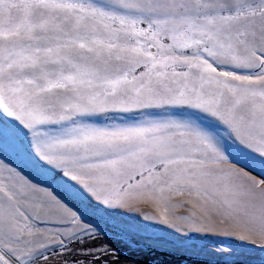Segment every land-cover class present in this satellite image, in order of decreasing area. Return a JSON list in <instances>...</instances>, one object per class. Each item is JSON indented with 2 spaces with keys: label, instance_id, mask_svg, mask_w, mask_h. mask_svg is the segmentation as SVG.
I'll list each match as a JSON object with an SVG mask.
<instances>
[{
  "label": "snow or ice",
  "instance_id": "6c2138e0",
  "mask_svg": "<svg viewBox=\"0 0 264 264\" xmlns=\"http://www.w3.org/2000/svg\"><path fill=\"white\" fill-rule=\"evenodd\" d=\"M130 253L264 264V0H0V264Z\"/></svg>",
  "mask_w": 264,
  "mask_h": 264
},
{
  "label": "rangeland",
  "instance_id": "374dc122",
  "mask_svg": "<svg viewBox=\"0 0 264 264\" xmlns=\"http://www.w3.org/2000/svg\"><path fill=\"white\" fill-rule=\"evenodd\" d=\"M129 259H139L142 261L148 260H160L161 264H179L181 258L177 257H168V256H160L159 254L156 255H147L143 253H130Z\"/></svg>",
  "mask_w": 264,
  "mask_h": 264
}]
</instances>
